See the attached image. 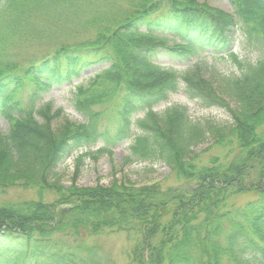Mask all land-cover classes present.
<instances>
[{
    "label": "trees",
    "instance_id": "obj_1",
    "mask_svg": "<svg viewBox=\"0 0 264 264\" xmlns=\"http://www.w3.org/2000/svg\"><path fill=\"white\" fill-rule=\"evenodd\" d=\"M214 1L0 0V189H37L36 199L0 203V237L21 242L0 248V264H102L83 242L120 232L128 264H264V0H228L230 12ZM237 33L259 52L254 63L233 52ZM162 53L188 64L227 58L239 75L216 80L202 62L179 73L157 63ZM92 65L102 70L74 90L83 124L38 104ZM180 84L201 106L224 107L229 128L189 119L181 105L155 112ZM104 104L99 131L91 108ZM134 129L126 162H162L176 186L84 188L77 171L67 187L48 181L73 150L101 141L76 163L95 160ZM214 135L225 153L202 162L192 149Z\"/></svg>",
    "mask_w": 264,
    "mask_h": 264
},
{
    "label": "rangeland",
    "instance_id": "obj_2",
    "mask_svg": "<svg viewBox=\"0 0 264 264\" xmlns=\"http://www.w3.org/2000/svg\"><path fill=\"white\" fill-rule=\"evenodd\" d=\"M214 7L224 9L228 12L232 11V8L228 4V0H215L212 4ZM83 17V16H81ZM232 47L233 52L238 55L240 61L252 62L254 63L258 57L259 52L256 48L249 46L247 41L241 36L240 33L235 34V40ZM206 55L200 56V58L193 59L191 62L185 63L183 61L177 60L169 54H160L157 63L165 69H172L176 72H183L189 66L195 63L202 62L207 64L208 67L212 68L211 74L219 80L220 74L233 77L239 75V71L235 64L231 63L227 58H217L213 56ZM102 70L100 65H92L86 68L81 73L79 78L73 79L69 84L61 85L59 87H53L49 93L42 94L38 99V104L51 103L53 111L56 109L62 110L63 114L68 118L71 123L83 124L85 122V117L83 113H80L76 106L74 93L75 88L81 85L86 86L89 83V79L92 76ZM216 72L218 74L216 75ZM210 74V75H211ZM207 75V74H205ZM229 100V99H228ZM229 102H231L229 100ZM232 103V102H231ZM109 104H104L103 106H93L91 108L92 114H98L99 116L93 117V123L97 130L103 131L109 123H107V118L109 112H107ZM171 105L183 106L187 109L189 119L194 121H209L212 125L224 130V128H229L232 120L227 113V110L223 107H204L201 106V102H197L186 96L184 92V87L179 85V91L175 94L169 96V101L166 103L159 104L154 108L155 112L161 113L163 110ZM233 106V103L231 104ZM234 107V106H233ZM55 116V113H50ZM143 114L137 115L134 118H141ZM57 121V120H55ZM57 126H61V122H55ZM6 123L0 117V132L5 133L7 131ZM139 131L133 130L131 136L127 140L118 143L114 148L110 149V154L98 155V157L93 160L91 156H84L82 163L77 165V158L82 157L85 152L95 153L99 148L103 146L101 141H97L94 144L84 145V147L73 150L67 158H65L61 165L56 169H52L48 176V181L55 182L58 181L61 186H69L73 176H75V184L78 187L85 186H95L99 184L101 186H114V185H131L133 187L139 188L140 186H151L154 184H159L162 187L176 186L174 175L171 174L170 169L161 163L148 162V161H136L126 162L127 158L130 156L129 147L132 145L134 136L138 134ZM217 135L207 136L204 141L197 147H193L192 151L194 155L200 156L202 162L206 161L207 158L211 156H222L225 153L223 147H218L214 145L215 138ZM224 136V135H223ZM225 139V138H224ZM37 189L34 187L27 188L24 186V182H17L14 186H9L5 189H0V203L2 202H21L23 200L36 199ZM47 201H53L54 196L50 195L49 192L44 193ZM255 194H241L237 198L238 203H245L252 200ZM84 245L88 247L93 245L95 253L97 254V259L102 262V264H128L127 254L131 247L128 241H126V235L122 232L120 233H109L105 235H100L95 238H88L85 240ZM79 243H76V246ZM20 246L21 242L18 240H12L11 238L1 236L0 237V248L1 247H11ZM75 246V247H76Z\"/></svg>",
    "mask_w": 264,
    "mask_h": 264
},
{
    "label": "bare ground",
    "instance_id": "obj_3",
    "mask_svg": "<svg viewBox=\"0 0 264 264\" xmlns=\"http://www.w3.org/2000/svg\"><path fill=\"white\" fill-rule=\"evenodd\" d=\"M50 183H52V182H50Z\"/></svg>",
    "mask_w": 264,
    "mask_h": 264
}]
</instances>
